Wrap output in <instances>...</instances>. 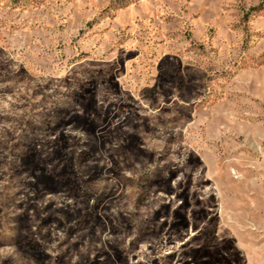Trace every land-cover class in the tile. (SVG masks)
Returning <instances> with one entry per match:
<instances>
[{"label":"rangeland","instance_id":"rangeland-1","mask_svg":"<svg viewBox=\"0 0 264 264\" xmlns=\"http://www.w3.org/2000/svg\"><path fill=\"white\" fill-rule=\"evenodd\" d=\"M0 264H264V0H0Z\"/></svg>","mask_w":264,"mask_h":264}]
</instances>
